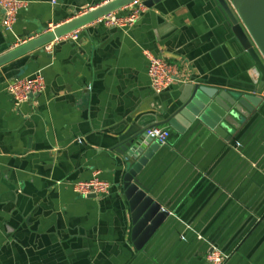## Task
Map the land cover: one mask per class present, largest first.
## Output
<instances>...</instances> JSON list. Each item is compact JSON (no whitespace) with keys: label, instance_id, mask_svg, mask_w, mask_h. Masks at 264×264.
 Listing matches in <instances>:
<instances>
[{"label":"crops","instance_id":"obj_1","mask_svg":"<svg viewBox=\"0 0 264 264\" xmlns=\"http://www.w3.org/2000/svg\"><path fill=\"white\" fill-rule=\"evenodd\" d=\"M24 1L10 30L0 7V53L109 0ZM144 49L175 65L178 84L153 92ZM252 65L213 0H164L132 26L90 22L0 66V264H210L213 247L223 264H264V111L230 141L163 122L191 73L251 93ZM38 71L44 91L15 105L7 83ZM153 125L170 136L139 173L170 213L137 250L114 148ZM93 175L107 194L72 190Z\"/></svg>","mask_w":264,"mask_h":264},{"label":"water","instance_id":"obj_2","mask_svg":"<svg viewBox=\"0 0 264 264\" xmlns=\"http://www.w3.org/2000/svg\"><path fill=\"white\" fill-rule=\"evenodd\" d=\"M131 1L133 0H109L52 30L42 32L0 53V66L34 50H42L45 44L108 12L119 10ZM141 1L145 7L150 8L157 3H163L164 0ZM213 1L230 25L241 48L252 61V92L230 81H226V84L233 86L231 89H220L218 86L200 82L194 73H191L179 83V94L163 122L180 134L192 124L202 125L224 140L230 141L255 112L264 111V96L259 94L264 92V0ZM220 51V47L214 50L216 54ZM221 59L224 60V57ZM121 141L114 150L120 153L125 161L126 170L121 185L131 211V240L135 248L140 250L170 213L168 207L144 184L139 173L165 144L147 136L144 130L127 134ZM92 196L95 194L88 197Z\"/></svg>","mask_w":264,"mask_h":264},{"label":"built area","instance_id":"obj_3","mask_svg":"<svg viewBox=\"0 0 264 264\" xmlns=\"http://www.w3.org/2000/svg\"><path fill=\"white\" fill-rule=\"evenodd\" d=\"M25 6L26 2L24 0H0V7L4 12L2 22L6 29L10 30L12 28L18 10ZM145 8L141 0H133L119 9H126L125 13L121 14L118 10L111 11L96 18L92 22L101 23L106 27H129L137 21L140 13ZM77 31L78 29H75L58 39L75 40L77 38ZM51 42L45 44L43 49L50 50ZM143 52L148 62L147 75L150 87L155 94H160L176 81V77L174 76L175 65L169 63L165 58L153 54L148 49H144ZM45 86L44 76L38 71L28 76L11 79L6 85V90L11 95L14 104L19 105L27 101L30 97L43 92ZM261 93L263 94L264 92L261 91ZM144 132L147 136L161 144H165L170 136V129L160 125L147 127L144 129ZM71 186L72 190L82 197H88L90 194H95V196L103 195L107 194L110 190L109 182L98 178L96 175H93L87 180H76L71 183ZM205 258L210 264H223L226 254L220 249L213 247L205 255Z\"/></svg>","mask_w":264,"mask_h":264}]
</instances>
